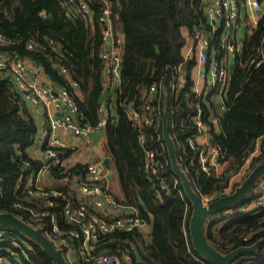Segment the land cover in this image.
<instances>
[{
  "label": "trees",
  "instance_id": "obj_1",
  "mask_svg": "<svg viewBox=\"0 0 264 264\" xmlns=\"http://www.w3.org/2000/svg\"><path fill=\"white\" fill-rule=\"evenodd\" d=\"M88 2L92 8L90 14L77 10L76 1L0 0V34L8 38L0 43V54L42 68L53 82L67 88L78 107L77 120L81 125L96 126L103 116L99 108L108 103L107 122L102 130L121 189V196L113 194L121 204L137 208L151 226L149 233L139 229L103 235L101 251L119 254L123 264H211L198 255L191 243V202L171 169L164 140L158 138L160 134L163 139L162 122L145 126V140L141 142V132L132 124L122 104L126 102L128 107L143 114L146 103L154 107L159 100L160 108L155 110L161 114L168 104L177 156L194 188L201 194H212L227 186L264 133V60L259 65L250 63L251 58L261 54V48L264 52V10L247 34L243 47L236 48L229 90L225 94L227 109L219 111L214 91L204 90L197 95L193 89L191 70L197 63L199 44L194 46L192 58L189 54L186 59L183 53L187 43L184 28L194 37L198 33H211L207 0H109L115 25L122 31L124 41L122 84L118 90L105 88L98 22L101 5L98 0ZM212 36V48L220 55L227 53L220 35ZM31 42L33 46H29ZM213 57V52H209L207 62ZM154 83L159 86L150 94ZM101 93L103 103L98 102ZM34 106L14 84L10 71L0 69L1 208L36 224L29 211L16 205L23 200L37 209L38 197L25 188L27 176L42 163L30 154L41 129ZM198 113L202 117V129L210 132L214 138L211 143L221 152L219 160L224 164L221 173H216L214 167L210 172L203 170L200 149L190 144V138L200 129L193 118ZM147 149H153L158 159L167 157L168 170L178 179L177 183L167 178L166 188L160 187V179L145 165ZM262 160L264 140L261 153L248 171ZM48 176L59 178L61 174L51 170ZM53 187L76 191L75 182L61 185L55 181ZM249 197L233 211L210 218L207 235L219 250L227 252L239 245H250L263 236L264 230L260 229L264 226V206L240 209L243 204H250ZM58 209L62 214V206ZM58 220L62 223V216ZM0 231L5 232V238L0 240V256L7 264H17V258L25 264H56L34 240L6 227H0ZM14 242L21 243V248L15 247ZM243 262L264 264L263 247L242 255L234 264Z\"/></svg>",
  "mask_w": 264,
  "mask_h": 264
},
{
  "label": "built area",
  "instance_id": "obj_2",
  "mask_svg": "<svg viewBox=\"0 0 264 264\" xmlns=\"http://www.w3.org/2000/svg\"><path fill=\"white\" fill-rule=\"evenodd\" d=\"M68 1H76V9L81 12L90 14L92 11L88 0ZM98 2L101 5L98 17L102 36L100 56L105 65L104 76H107L105 88L113 89L117 87L118 90L122 84L120 67L123 60V33L115 25L109 0H98ZM248 4L255 10L261 9L262 13L261 0H248ZM206 9L211 25L210 37H204L200 33L195 36V42L199 44L200 48L199 60L201 62H207L208 60V54L204 52L205 48H209L213 55L217 51L216 48H212L213 34L218 33L220 35V43L228 48L227 51H230V53L236 52L237 46L243 47L246 40V38H237L236 28L239 26L241 18L239 0H207ZM261 13L253 14L251 18L252 27L258 23ZM6 40L8 38L0 34V43ZM29 46H33L32 42L29 43ZM260 50L261 54L251 58V64L259 65L264 60L263 49ZM226 60L225 54L219 59L214 56L208 62V67L205 68L207 77L205 90L214 91L213 98L217 102L219 111L227 109L225 94L229 90V73L234 65L231 66V63L228 64ZM0 69H8L10 78L24 93L26 99L31 103L43 105L49 117L48 129L50 133L42 140L43 150L41 156L38 157L42 163L27 176L25 186L32 196L38 197L37 209H32L23 200L17 201L16 205L29 211L30 218L36 221V224L31 223L36 226H44L45 232L54 243L63 247L68 264H123L119 254L101 251V237L116 230L135 231L143 229L147 221L142 218L134 206L128 205V211L118 213L117 209L120 204L108 186L107 173L101 167V161L83 160L85 168H81L78 172L73 165L67 163L70 147L73 146L66 141L65 134L72 132L74 136L89 138L91 132L103 131L102 129L107 122L108 103L102 101L103 104L99 110L103 116L96 126L91 124L81 125L77 120L78 107L73 101L69 90L63 86L41 83L43 74L37 66L31 65L22 59H10L0 54ZM62 71H66V69L62 68ZM44 77L51 78L48 74ZM158 86L156 83L152 84L149 93H153ZM193 89L197 95H201L204 91L198 88L197 82H195ZM110 93L108 94L109 99L110 97L113 98ZM122 105L132 124L141 132L139 136L141 142L145 140V126L154 123L161 125L162 114L160 111L156 112L155 110L160 108L159 100L157 106L154 107L151 106V103H146L144 106L145 114L136 108L128 107L124 103ZM63 106L66 107L63 114L54 115L50 110L51 107L61 108ZM193 118L200 129L190 138V144L194 148L200 149L202 169L210 172L214 167L216 173H221L223 170L221 172L217 171L219 167L224 168V164L219 160L221 156L219 148L211 143L210 137L212 135L210 132L206 128L202 129L201 114L198 113ZM158 136L159 140H163L162 135L159 134ZM199 137L206 139L205 144L209 146V151L198 144L197 139ZM263 140L264 133L257 138L253 150L245 157L243 164L237 168L227 186L217 189L212 194H202L205 204L233 190L232 180L234 177L243 178L248 174L253 160L261 153ZM145 165L154 176H157L156 178L160 179L161 188H166L165 180L167 178L174 179L175 183L178 182V179L168 170L169 160L167 157L156 158L153 149H147ZM51 170L59 171L61 176L59 178L49 177L48 174ZM55 181L61 185L75 182V193L54 188ZM251 202L253 203L250 205L248 203L243 204L241 209L247 210L264 206V196H256V198L251 199ZM59 206H62V214L57 211ZM234 209H226L217 215L231 212ZM59 216H62V223L58 220ZM260 230H264V226ZM262 237H264V234ZM3 238H5L4 231H0V240ZM14 246L19 247V244L14 242ZM260 246L264 249V241ZM17 260H19L17 264H25L20 258H17ZM0 264H7L2 256H0Z\"/></svg>",
  "mask_w": 264,
  "mask_h": 264
},
{
  "label": "water",
  "instance_id": "obj_3",
  "mask_svg": "<svg viewBox=\"0 0 264 264\" xmlns=\"http://www.w3.org/2000/svg\"><path fill=\"white\" fill-rule=\"evenodd\" d=\"M15 9H17V6H15ZM257 13H261V9H258ZM204 52L208 53L209 49L205 48ZM103 97L104 94L101 93L98 98L99 103L103 101ZM162 132L171 163V169L180 179L184 192L191 202V214L189 219L190 240L198 255L211 264H234L242 255L256 252L264 241V237L259 238L253 244L239 245L227 252H223L209 239L207 235V226L211 217L226 209L237 208L243 200L253 193L255 187L264 176V160L256 164L241 183L235 185L233 190L205 204L202 199V194L194 188L188 171L184 169L183 164L178 159L174 136L171 134L168 104H166L162 113ZM91 137L93 139H98L99 133L93 131L91 132ZM210 141H214L213 136L210 137ZM111 160L112 157L107 155L102 160L101 167L106 170H111ZM111 177V173L108 172V180H110ZM1 183L2 181L0 179V227L9 228L34 240L55 260L56 264H68L63 247L57 246L54 243L45 232L44 226H36L14 211L1 208ZM136 253L140 256L138 250H136Z\"/></svg>",
  "mask_w": 264,
  "mask_h": 264
},
{
  "label": "crops",
  "instance_id": "obj_4",
  "mask_svg": "<svg viewBox=\"0 0 264 264\" xmlns=\"http://www.w3.org/2000/svg\"><path fill=\"white\" fill-rule=\"evenodd\" d=\"M239 3L241 4V18H240V24L239 26L236 28V32H237V38L238 39H245L247 34L250 31V28H252V24H251V18L253 16L254 13H257V10L253 9L250 7V5L248 4V0H239ZM262 9L264 10V0H262ZM202 34V36L204 37H210V33H200ZM195 41H196V37ZM196 45V42L194 43L192 50L194 48V46ZM209 49V48H208ZM199 51L200 48L198 46V59H197V64H199V69H198V77L195 78V69L194 66L191 70V75L194 78V82H197L198 84V88L203 91L205 90V85H206V75H205V68L208 67V62H201L199 60ZM210 52V50H209ZM208 52V53H209ZM188 52V56H189ZM207 53V54H208ZM235 53L236 52H231L227 51V53H225V56L227 57L226 62L228 64L231 63V66L234 64L235 62ZM219 55V56H218ZM224 55V54H222ZM219 54V51L217 50L216 53L214 54V56H216L217 59L221 58V56ZM39 71L42 72L43 74V78L41 79V83L43 84H48V85H57L55 82L52 81L51 78H45L44 76L46 75V73L43 71L42 68L37 67ZM201 75H203L205 77V83H204V88L201 89V83H200V78L202 77ZM184 76V75H183ZM30 104H32L31 102H29ZM34 104V103H33ZM51 112L54 113V115H58V114H63L64 111L66 110V107H61V108H55V107H51L50 108ZM34 114L37 117L38 121H39V125L41 127V129L39 130V139L37 141V144H35L32 149H30V154L32 156V158L34 159H38V157L41 156L42 154V150H43V144H42V140L49 135V122H48V114L46 112V109L43 105L40 104H36V106H34ZM99 133V138L98 139H93L90 135V137L86 138V137H78V136H74V134H72V132H67L65 135L66 141L68 143H70L73 147H70V155L68 156V163L72 164L75 169L77 170V172L82 168L78 167V165H83V160L86 159H92V160H96V161H101L107 156L110 155L108 153V149L106 148H102L101 143L105 138V134L103 131H97ZM103 139V140H102ZM197 142L199 145L203 146L207 151L210 150L209 146L205 144L206 139L204 137H199L197 139ZM107 145V144H106ZM209 154H211L209 152ZM111 156V155H110ZM112 162V169L111 170H107V173L110 172L112 177L110 180L107 179V183L108 186L110 188V183H112L113 179H114V175L116 174L114 166H113V159L111 160ZM106 170V169H104ZM223 170L222 167L217 168L218 172H221ZM113 171L115 172V174L113 173ZM117 177V175H116ZM118 181V179H116ZM119 183V182H118ZM120 187V185H119ZM114 192V191H113ZM114 194H116L114 192ZM119 194V195H118ZM116 194V196H121V189H120V193ZM129 210V206L127 205H121L120 207L117 209L118 213H122V212H126ZM150 226L151 225H145V227L143 228L144 230L147 231V233H149L150 231ZM149 231V232H148ZM23 262V261H22ZM243 264V263H242Z\"/></svg>",
  "mask_w": 264,
  "mask_h": 264
},
{
  "label": "rangeland",
  "instance_id": "obj_5",
  "mask_svg": "<svg viewBox=\"0 0 264 264\" xmlns=\"http://www.w3.org/2000/svg\"><path fill=\"white\" fill-rule=\"evenodd\" d=\"M184 32H185V34H186V36H187V43H186V45L184 46V48H183V53H184V55H185V57H186V59H188L189 57H193L194 56V51L192 50V47H193V45H194V43H195V38H194V36H191L190 34H189V32H188V29L187 28H184ZM188 52H190L189 54H190V56L188 57ZM196 52H197V50H196ZM199 67V64H197L195 67H194V69H195V72H194V74H195V78H197L198 77V68ZM202 77L200 78V83H201V89H203L204 88V83H205V77L203 76V75H201ZM107 83V76L105 75L104 76V85ZM125 105H126V102H123ZM171 126V125H170ZM103 140V139H102ZM100 147H102V148H106L107 147V145H106V141H105V139L102 141V143H101V146ZM67 163H68V159H67ZM69 164V163H68ZM69 165H72V164H69ZM85 168V166H83L82 167V169H84ZM105 173H107V170H105L104 171ZM113 173L115 174V172L113 171ZM79 175V174H78ZM245 177H246V175H245ZM244 177V178H245ZM264 177V176H263ZM261 178V180H260V182L258 183V185L255 187V189H254V191H253V195L251 196L250 195V197L249 198H251V199H254V198H256V196H264V178ZM244 178H242V177H239V176H236V177H234L233 178V180H232V183H233V186L235 187V185H237V184H240L241 183V181L244 179ZM117 179V177H116V174L114 175V179H113V181H112V183H110V190L113 192H115L116 194H118V193H120V187H119V183H118V181L116 180ZM233 186H232V188H233ZM119 195V194H118ZM251 203H253V202H251V200H250V204ZM119 204H121L120 202H119ZM250 204H248V205H250ZM121 205H123V204H121ZM240 209H241V207H240ZM4 234H5V232H4ZM16 244H19V247L18 248H21L20 246H21V243H17V242H15ZM243 264H246V262H243ZM250 264V263H249Z\"/></svg>",
  "mask_w": 264,
  "mask_h": 264
}]
</instances>
